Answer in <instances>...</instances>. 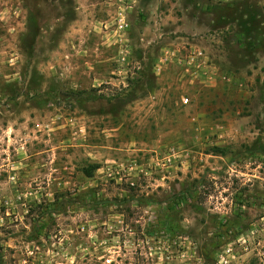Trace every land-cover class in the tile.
<instances>
[{
  "label": "rangeland",
  "instance_id": "rangeland-1",
  "mask_svg": "<svg viewBox=\"0 0 264 264\" xmlns=\"http://www.w3.org/2000/svg\"><path fill=\"white\" fill-rule=\"evenodd\" d=\"M263 51L264 0H0V264H264Z\"/></svg>",
  "mask_w": 264,
  "mask_h": 264
},
{
  "label": "built area",
  "instance_id": "built-area-1",
  "mask_svg": "<svg viewBox=\"0 0 264 264\" xmlns=\"http://www.w3.org/2000/svg\"><path fill=\"white\" fill-rule=\"evenodd\" d=\"M202 55L199 53L197 55H190L186 58V66L189 68L190 66H193L201 71H204L206 72L207 69H208V66L206 64V61H203L202 64L201 63H198V58H201ZM204 59V58H203ZM224 80H230V76H227L226 78L223 77ZM183 103H187V100H183ZM264 218V217H263ZM264 220V219H262ZM226 263V262H225Z\"/></svg>",
  "mask_w": 264,
  "mask_h": 264
},
{
  "label": "crops",
  "instance_id": "crops-1",
  "mask_svg": "<svg viewBox=\"0 0 264 264\" xmlns=\"http://www.w3.org/2000/svg\"><path fill=\"white\" fill-rule=\"evenodd\" d=\"M264 52V51H263ZM243 80V79H242ZM237 80L234 81V83H236ZM235 85V84H234ZM240 86V85H239ZM6 153H4V155L2 153H0V170L3 171L4 168L6 167L7 169L10 168V170H14L16 169V166L14 163H10L7 156L5 158ZM4 162L6 163V165H4ZM24 165V164H23ZM26 167V165H24ZM29 168V167H28ZM36 168V166H35ZM30 169V168H29Z\"/></svg>",
  "mask_w": 264,
  "mask_h": 264
},
{
  "label": "trees",
  "instance_id": "trees-1",
  "mask_svg": "<svg viewBox=\"0 0 264 264\" xmlns=\"http://www.w3.org/2000/svg\"><path fill=\"white\" fill-rule=\"evenodd\" d=\"M180 201H182V200H180ZM239 203H240L239 207L242 206V202H239ZM157 227L159 228V230H161V231H163V232H165L167 234V229H165L163 226H160V224H159ZM167 236H169V235L167 234ZM169 237H170V239L172 238L171 236H169Z\"/></svg>",
  "mask_w": 264,
  "mask_h": 264
},
{
  "label": "flooded vegetation",
  "instance_id": "flooded-vegetation-1",
  "mask_svg": "<svg viewBox=\"0 0 264 264\" xmlns=\"http://www.w3.org/2000/svg\"><path fill=\"white\" fill-rule=\"evenodd\" d=\"M66 98V97H65Z\"/></svg>",
  "mask_w": 264,
  "mask_h": 264
}]
</instances>
